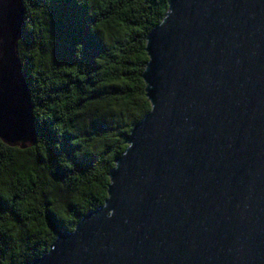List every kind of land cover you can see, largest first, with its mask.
<instances>
[{"label": "water", "instance_id": "water-1", "mask_svg": "<svg viewBox=\"0 0 264 264\" xmlns=\"http://www.w3.org/2000/svg\"><path fill=\"white\" fill-rule=\"evenodd\" d=\"M0 0V142L35 144ZM150 111L113 160L103 205L28 264H264V0H168L146 36Z\"/></svg>", "mask_w": 264, "mask_h": 264}, {"label": "trees", "instance_id": "trees-1", "mask_svg": "<svg viewBox=\"0 0 264 264\" xmlns=\"http://www.w3.org/2000/svg\"><path fill=\"white\" fill-rule=\"evenodd\" d=\"M168 0H23L17 51L35 144L0 142V264H28L107 197L113 160L150 111L146 36Z\"/></svg>", "mask_w": 264, "mask_h": 264}]
</instances>
